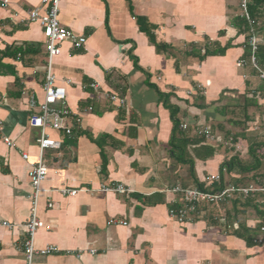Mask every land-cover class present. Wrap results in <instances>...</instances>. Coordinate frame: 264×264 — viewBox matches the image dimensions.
<instances>
[{
	"label": "crops",
	"instance_id": "obj_1",
	"mask_svg": "<svg viewBox=\"0 0 264 264\" xmlns=\"http://www.w3.org/2000/svg\"><path fill=\"white\" fill-rule=\"evenodd\" d=\"M50 1L0 0V222L11 225L0 226V264H27L33 195L27 173L38 159L40 134L28 125V100L43 101L47 66L42 30L27 13ZM238 2L59 0L60 25L86 41L79 49L63 42L51 60L72 132L47 130L59 148L42 154L47 173L36 216L49 228H39L33 244L58 252L30 264H264V232H245L259 218L252 210L238 214L234 199L200 204L185 223L168 215L181 204L173 186L205 187L233 155L217 129L225 120L218 109L242 104L255 91L257 106L249 108L264 114L262 83L251 68L236 65L247 58L244 35L231 24ZM160 44L167 49L158 52ZM205 45L220 53L201 60L186 54L202 55ZM167 105L177 112L175 129ZM204 128L220 141L202 140ZM222 174L227 183L229 174ZM112 183L129 191L99 192Z\"/></svg>",
	"mask_w": 264,
	"mask_h": 264
},
{
	"label": "built area",
	"instance_id": "obj_2",
	"mask_svg": "<svg viewBox=\"0 0 264 264\" xmlns=\"http://www.w3.org/2000/svg\"><path fill=\"white\" fill-rule=\"evenodd\" d=\"M45 3V1L41 2L42 5ZM58 3L59 0H51L49 5L45 7L43 11L42 9L35 8L27 13V20L30 23H37L40 26L44 38V49L47 53L46 73L42 85L43 101L37 104L33 97H30L28 100V108L30 110L28 125L32 128H38L40 134L36 140L39 151L38 159L35 163L30 165L27 173L28 180L33 190L31 215L30 219L25 224L27 239L23 246V253L27 264L31 263L34 256H48L58 252V248L52 245L35 248L33 244L36 231L39 228H49L36 216L37 195L39 193L40 184L47 173L46 167L43 165L42 154L46 149L59 148V142L52 139L48 135L47 130L50 129L56 132H63L64 135L67 136H70L72 132V127L66 123V120L70 118L71 115L65 104L66 92L63 87L55 84V76L51 72V60L59 54V46L63 42H68L73 49H79L86 41L84 36L75 35L60 25L58 20ZM4 5L5 4H3V6ZM246 5L247 0H240V15L251 24L252 21L248 16ZM40 11H42V13H40ZM258 44L259 39L250 27L248 39L244 46V48L248 50L247 58L238 60L236 65L238 67L248 66L257 73L259 80L264 81V69L260 67L256 57ZM109 99L111 101H117V98L114 96H109ZM88 110H91V107H89ZM74 119L76 123L79 120L76 117ZM182 128H185V125H182ZM201 133H203L204 137L210 141H220L210 133L208 128H204ZM4 142L7 146H11V142L8 139H4ZM21 158L27 160L28 155L22 153ZM220 181V176L217 174L206 178V186L203 189L197 187L184 188L179 185L173 186L170 191L181 196V204L180 206L169 209V217L178 223H185L190 221L193 215L198 213V207L200 204L211 206L223 205L237 196H247L250 193L264 191V188H259L254 185H249L247 187H237L234 185L221 186ZM128 191L129 190L122 185L115 183L100 186L99 188V192L101 193L112 192L124 194ZM61 192L68 196H75L78 191L62 190ZM113 222V220L110 221V223ZM0 226L7 228L11 227L10 224L4 221L0 222ZM260 231L264 232V227H261ZM254 242H258V240H254Z\"/></svg>",
	"mask_w": 264,
	"mask_h": 264
},
{
	"label": "trees",
	"instance_id": "obj_3",
	"mask_svg": "<svg viewBox=\"0 0 264 264\" xmlns=\"http://www.w3.org/2000/svg\"><path fill=\"white\" fill-rule=\"evenodd\" d=\"M246 6L248 16L252 23L250 24L243 16L237 15L232 18L231 24L235 29H237V32L239 34L244 35L245 43L248 39L250 27L253 29L255 35L259 39L256 57L260 67L264 69V0H247ZM167 47L168 46L166 44L156 45V49L158 52H162L164 51V49L166 50ZM245 50V54L247 56L248 50L246 48ZM217 53L220 52L217 50H210V48L206 45L204 47V52L202 53V55H200V51H198L197 53L193 50L186 52V54H193L199 57L200 60L208 55ZM251 73H253V75L257 77V73L253 69H251ZM260 82L262 84L257 89H259L260 92L264 93V81L260 80ZM251 94H253L251 98H248L247 96L244 97L242 104L237 103L231 106H223L221 110L218 109L219 115L225 117V120L223 122H217V129H219L223 133L224 139H226L227 141H233V143H235L238 138H241V136H243V132L246 131L247 128L245 124H247L248 121L252 120L251 116L246 113L249 107L257 106L256 98L254 97L255 91ZM167 107L170 111V118L173 123V129H175L176 127H179V122L176 117L177 112L171 105H167ZM240 113H243V116H240ZM180 127L182 128V125ZM237 128H241L242 130H240V132H233V130H236ZM199 135L201 136L202 140L206 139L203 133L200 132ZM247 144L248 145L244 153V155L247 156L246 159H242L243 156H239V153H235L234 150V154L222 164L220 168L221 186L234 185L237 187H247L249 185H254L259 188H264V168L262 167V163H264L262 162L264 156V138H262L261 140L258 139V141H256L255 139H248ZM222 171H224L226 174H229L227 183H223L222 181ZM199 188L203 189L204 187H201L199 185ZM233 209L237 210L238 214L242 216H245L248 210H252L257 214L259 218V224L253 230H250V228L245 230L248 236L250 233L256 232L257 230H260L261 227H264V191L250 193L247 196L235 197L233 200ZM239 224L242 225L241 221ZM242 228L245 227L242 225ZM247 240H249L248 237Z\"/></svg>",
	"mask_w": 264,
	"mask_h": 264
},
{
	"label": "rangeland",
	"instance_id": "obj_4",
	"mask_svg": "<svg viewBox=\"0 0 264 264\" xmlns=\"http://www.w3.org/2000/svg\"><path fill=\"white\" fill-rule=\"evenodd\" d=\"M240 0L238 2V6H239ZM238 10H240V14H241V9L240 6L238 8ZM239 14V15H240ZM245 45V42H243ZM258 79L257 78H253L252 82L254 83H258ZM253 108V107H252ZM252 108L248 109V114L251 116V121H248L246 125V131L243 132V136H241V138H238L236 140L235 143H233V141H228L232 144V147H230L229 151L233 153V151L237 154L239 153V156H243L242 159H246L247 156L244 155L246 148H247V143H248V139H255L256 141L261 140L262 138H264V114H261V112H259V114H257V111L255 110V112L253 111ZM262 110V109H261ZM242 119V118H241ZM227 128V125H226ZM240 130H242L241 128H237L236 130H233V132H240ZM230 144V145H231ZM264 162V156H263V161ZM262 167L264 168V163H262ZM261 171V170H260ZM259 171V172H260ZM209 207H214V206H209Z\"/></svg>",
	"mask_w": 264,
	"mask_h": 264
}]
</instances>
